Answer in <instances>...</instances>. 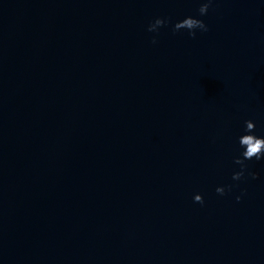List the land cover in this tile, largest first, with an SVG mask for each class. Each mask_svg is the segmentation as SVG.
<instances>
[{
	"label": "water",
	"instance_id": "95a60500",
	"mask_svg": "<svg viewBox=\"0 0 264 264\" xmlns=\"http://www.w3.org/2000/svg\"><path fill=\"white\" fill-rule=\"evenodd\" d=\"M202 2L0 0V264H264V0Z\"/></svg>",
	"mask_w": 264,
	"mask_h": 264
},
{
	"label": "clouds",
	"instance_id": "9594fccd",
	"mask_svg": "<svg viewBox=\"0 0 264 264\" xmlns=\"http://www.w3.org/2000/svg\"><path fill=\"white\" fill-rule=\"evenodd\" d=\"M214 0H203L201 6L199 8V15L206 16L209 10L212 8ZM170 23V20L164 18H157L153 23H151L148 27V31L152 33H158L159 30L165 27ZM181 30H187L189 34L195 38L196 30H200L202 32H207L208 26L204 23L203 20L197 19L194 17H187L183 21L177 22L174 25V32H180ZM154 44L157 42L155 39L152 41ZM245 128L244 131L246 134L239 137V145L244 151L240 153V156L235 158L234 164L239 165L240 170L233 173L232 179L234 181L245 180L248 177L252 179H257L258 176L256 173L249 171V166L246 161L261 160L264 159V137H258L254 133L256 131V124L247 120L244 122ZM232 190V186L218 187L216 192L220 196L227 195L228 192ZM237 202L242 200V196L236 197ZM194 202L203 205L205 203L202 195H195Z\"/></svg>",
	"mask_w": 264,
	"mask_h": 264
}]
</instances>
